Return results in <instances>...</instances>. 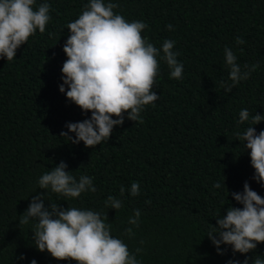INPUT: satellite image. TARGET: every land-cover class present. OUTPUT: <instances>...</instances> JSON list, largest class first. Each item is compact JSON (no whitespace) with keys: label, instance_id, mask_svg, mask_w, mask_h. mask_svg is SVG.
<instances>
[{"label":"trees","instance_id":"trees-1","mask_svg":"<svg viewBox=\"0 0 264 264\" xmlns=\"http://www.w3.org/2000/svg\"><path fill=\"white\" fill-rule=\"evenodd\" d=\"M48 2L52 19L45 33L37 30L12 61L0 59V264H30L33 259L37 264H75L39 252L30 225H19L30 196L43 191L39 176L61 161L76 177L92 176L97 191L67 199L47 190L45 199L65 208L69 204L108 212L114 236L132 227L128 218L140 209L135 237L122 238L130 250L143 248L138 256L142 264H227L230 259L243 264L245 255L264 258V243L245 255L221 245L226 251L220 255L206 236L209 223L215 225V216L226 214L229 202L241 207L231 196L227 200L223 184L213 187L224 176L230 192L242 191L247 181L264 197V187L252 179L248 151L234 135L248 126L237 125L242 109L264 115V0H118L116 11L129 21L147 22L142 35L157 47L164 39L176 41L184 73L180 80L171 79L160 61L154 85L159 99L141 112L144 122L126 118L94 149L59 135L67 131L66 123L91 116L59 91L67 59L66 25L78 18L88 0ZM169 24L172 31L166 28ZM237 36L245 43L237 45ZM225 46L239 64H260L227 94L220 87L228 79ZM255 128L257 133L264 130V121ZM133 181L140 182L137 197L127 194ZM121 185L126 189L124 206L118 212L106 209L104 200L119 196ZM21 254L25 259H19Z\"/></svg>","mask_w":264,"mask_h":264},{"label":"clouds","instance_id":"clouds-1","mask_svg":"<svg viewBox=\"0 0 264 264\" xmlns=\"http://www.w3.org/2000/svg\"><path fill=\"white\" fill-rule=\"evenodd\" d=\"M120 5L113 0H88L78 18L68 22L69 35L63 46L67 59L61 72L63 83L59 91L67 100L77 105L82 112L91 113L90 118L68 122L60 137H67L72 144L83 142L87 148H95L108 141L115 126H122L125 119L143 123L141 112L147 105L159 99L154 85L160 73V61L166 63L171 79L183 78L184 65L178 60L179 51L174 50L176 41L164 39L157 47L142 33L149 27L142 20L129 21L118 13ZM51 5L48 0H0V59L7 62L16 58L17 50L27 44L37 33H45L51 21ZM172 31L171 24L166 25ZM55 35L49 33V36ZM235 43L245 41L237 36ZM244 49L240 48V52ZM224 63L228 68V79L220 81L224 92L231 93L241 81L248 80L260 67L259 62H237V56L227 46L224 48ZM230 81V82H229ZM67 86V90L66 87ZM127 114V115H125ZM264 121V115L250 113L247 108L239 112L237 125L247 124L241 132L234 133L236 139L248 151L254 169L252 179L264 187V130L257 133L255 126ZM69 133H74V137ZM68 165L61 161L38 178V189L31 195L27 209L20 215L19 225H30L31 240L39 252H47L58 261H74L75 264H142L138 256L142 247L130 250L125 239L135 237L133 227L140 226V209L133 216L122 236H114L108 212L77 206L62 207L45 199L47 190L67 199L79 198L81 194L95 193L94 178L89 175H72ZM226 177L213 187L226 189L227 200L232 199L241 207H226V214L215 216L216 224L209 223L206 236L215 246L217 253L225 254L221 245L231 246L233 254L255 252L257 245L264 243V197L254 191L245 181L243 190L230 192ZM127 194H141L140 182L133 181ZM124 185L119 196L108 195L104 200L106 209L118 212L124 206ZM47 200L48 206H45ZM229 201V200H228ZM151 203V201H145ZM143 240L140 241L142 245ZM19 259H25L23 254ZM264 264L261 255L249 258L243 264ZM30 264H37L35 259ZM227 264H241L230 259Z\"/></svg>","mask_w":264,"mask_h":264}]
</instances>
